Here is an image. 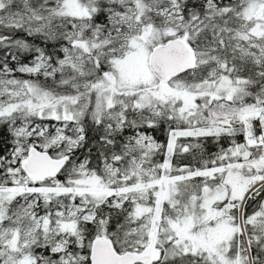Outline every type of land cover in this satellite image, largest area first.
Masks as SVG:
<instances>
[{
    "label": "snow or ice",
    "instance_id": "1",
    "mask_svg": "<svg viewBox=\"0 0 264 264\" xmlns=\"http://www.w3.org/2000/svg\"><path fill=\"white\" fill-rule=\"evenodd\" d=\"M0 264H264V0H0Z\"/></svg>",
    "mask_w": 264,
    "mask_h": 264
},
{
    "label": "trees",
    "instance_id": "2",
    "mask_svg": "<svg viewBox=\"0 0 264 264\" xmlns=\"http://www.w3.org/2000/svg\"><path fill=\"white\" fill-rule=\"evenodd\" d=\"M155 135H156L157 138H158L159 140H161V141H163V140L165 139V137L163 136L162 133L157 132V133H155ZM209 150H214V149L210 148ZM190 158H191V157L189 156L188 159L184 160L183 162H184V163H187V162L190 160Z\"/></svg>",
    "mask_w": 264,
    "mask_h": 264
},
{
    "label": "rangeland",
    "instance_id": "3",
    "mask_svg": "<svg viewBox=\"0 0 264 264\" xmlns=\"http://www.w3.org/2000/svg\"><path fill=\"white\" fill-rule=\"evenodd\" d=\"M191 159V158H190Z\"/></svg>",
    "mask_w": 264,
    "mask_h": 264
}]
</instances>
